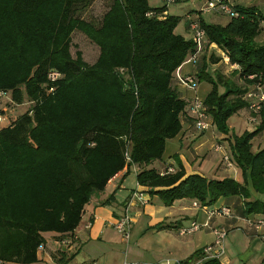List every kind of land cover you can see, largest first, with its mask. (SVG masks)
<instances>
[{
    "label": "trees",
    "instance_id": "obj_1",
    "mask_svg": "<svg viewBox=\"0 0 264 264\" xmlns=\"http://www.w3.org/2000/svg\"><path fill=\"white\" fill-rule=\"evenodd\" d=\"M96 1L0 0V92L10 93L15 105L30 104L0 129L1 263H36L45 234L60 241L73 234L92 198L132 166L139 168L138 185L166 207L190 200L211 209L220 199L239 198L240 218L264 216V201L253 198L264 196V148L253 151V141L264 133V104L255 131L237 135L229 125L239 111H249L248 92L264 87V41H258L264 15L233 5L238 16L225 26L190 19L205 32L204 47L216 45L243 83L211 75L205 54L199 56L193 77L211 86L205 109L229 140L242 172L239 183L188 175L178 155L172 174L161 175L166 164L151 167L183 131L190 101L181 97L175 75L197 45L176 34L182 18L165 15L166 2L153 8L149 0H113L99 21H90L83 13ZM76 32L99 48L94 64L81 52L72 55ZM52 72L60 74L55 81ZM199 258L203 249L189 261ZM65 259L63 254L56 262L69 264Z\"/></svg>",
    "mask_w": 264,
    "mask_h": 264
},
{
    "label": "crops",
    "instance_id": "obj_2",
    "mask_svg": "<svg viewBox=\"0 0 264 264\" xmlns=\"http://www.w3.org/2000/svg\"><path fill=\"white\" fill-rule=\"evenodd\" d=\"M154 1L155 4L152 3V0H149V4L153 8H161L165 5L164 0ZM208 1L176 0V3L167 6L165 15L182 18L176 29V34L183 36L185 39H192L193 31L190 28V19L192 18L201 17L208 23L223 26L230 22V17L226 15L206 12ZM229 2L240 8H255L264 15V0H229ZM177 4L184 6L185 15L175 12L173 6ZM88 20L95 21L91 18ZM205 49L206 47L203 46L200 55L206 54L207 51ZM208 50L212 52V55L216 54V57L220 59L216 64L217 68H221L223 64L229 65L232 71L237 68L227 62L225 54L216 45H211ZM187 66L190 67L187 68ZM180 70L182 75L193 77L196 74V65L186 63ZM201 84L197 83V92L200 90ZM240 84H242V81H240ZM177 88L178 90L183 88L187 92L192 93L191 90L184 88L182 85H177ZM181 97L187 102L192 99L190 96L183 97L181 95ZM242 112L249 113L248 109L239 111L235 115L236 122L239 119V115H243ZM188 118L189 116H185L182 120L183 131L181 135L171 141L176 140L180 145V151L176 152V155L179 156L187 174L205 176L204 173L202 174L199 171L202 164L198 157L202 153L201 143H203L205 136L209 132L197 131L194 123L189 121ZM205 133L206 135L203 138H199L200 135ZM211 133L214 134V131ZM221 138L227 137L222 135ZM224 144L231 151L226 146L228 144ZM219 156L222 162V157L220 154ZM167 163H175L174 157H164L162 162H155L151 167L160 170ZM138 171L139 168L132 166L111 179L105 191L94 196L85 207L81 224L76 231L66 236L63 241L58 240L60 236L57 234H45L46 244L44 249L38 254V261L34 264H58L56 258H60L63 254L67 256L65 260L69 259V264H88L93 261H102L101 263L104 264H165L168 261L171 264H185L197 251L213 243L214 234L212 228L216 227H224L229 231L225 243L226 254L220 260V264H264V242L248 232L242 220L224 217L209 218L206 212L195 208L190 200L178 201L173 206L166 207L157 196H150L148 190L138 185L136 178ZM221 172H226L227 176L219 177L218 173ZM133 176L136 178V183L135 185H130V180ZM212 177L214 179L233 178L237 182L243 183L241 170L238 167L233 170L227 169L223 162L218 165L215 175ZM137 192L143 194L144 200L148 199L147 204H144L138 198H133L134 193ZM253 198L264 201L263 195H253ZM243 205V200L239 198L220 199L211 208L230 207L234 216L240 217L238 207ZM126 211L132 219V226L138 224L143 217L147 221L143 228L136 231V235L141 234L136 249L115 228V224L125 215ZM131 211H135L133 217L131 216ZM194 221L200 224L208 222L211 228L202 229L193 235L180 236L179 229ZM160 223L171 224L172 228L164 231L153 229L154 226ZM123 249L125 250L123 251ZM188 263L202 264L203 261L199 258ZM0 264L14 263L0 262Z\"/></svg>",
    "mask_w": 264,
    "mask_h": 264
},
{
    "label": "built area",
    "instance_id": "obj_3",
    "mask_svg": "<svg viewBox=\"0 0 264 264\" xmlns=\"http://www.w3.org/2000/svg\"><path fill=\"white\" fill-rule=\"evenodd\" d=\"M167 4H173L174 0H164ZM233 5L228 2V0H209L206 5V12L216 13L221 15H226L228 17L238 16V14L232 8ZM190 28L193 31V41L197 45V53L193 56L187 63L196 64L198 61V57L202 52L204 42H205V32L200 28V24L197 20H192L190 24ZM227 62L229 63V59L226 57ZM121 73L124 72V69L120 70ZM60 74L56 72H52L50 74V79L55 81L58 79ZM176 80L177 83L184 86L185 88L191 90L194 95L190 100V105L188 108V116L193 120L194 126L199 132H208L214 126L212 118L206 112L204 100L201 99L197 94V82L192 76H184L181 74V70L178 69L176 72ZM261 86H257L252 89L246 95V99L249 103V111H250V122L258 123L260 113L262 111V107L264 104V91ZM6 94L0 92V129L7 127L10 125L12 121H14L17 117L11 115L13 111L9 109L6 105H3V99ZM11 103L13 101L11 100ZM7 104V103H6ZM15 105V104H14ZM214 151L219 153L222 157V162L225 164L227 169L233 170L237 167V164L233 158L232 152L227 149L223 144H217L214 147ZM176 170L175 163H167L164 169L161 171V175L172 174ZM142 193H134L133 198H138L144 202V204L148 203V199L143 198ZM193 206L197 209H200L206 212L209 218L213 217H224V218H235L237 220H242L244 223L245 229L252 233L254 236L259 238L262 242H264V216H249L246 218H240L234 216L232 213V209L230 207H217L211 208L201 207L198 203H193ZM131 225L132 219L130 218L128 212L126 211L125 215L119 219L117 224H115L116 230L123 235L126 240L130 239L131 235ZM211 228L210 223L200 224L196 221L191 222L186 227L182 228L179 231L180 236H188L193 235L202 229ZM214 234L213 243L207 245L203 249V258L202 261L207 259H215L220 261L226 254L225 243L228 236L229 231L224 227H216L212 228ZM44 249V246H41L39 252ZM88 264H104L99 261H93ZM165 264H171L169 261Z\"/></svg>",
    "mask_w": 264,
    "mask_h": 264
},
{
    "label": "rangeland",
    "instance_id": "obj_4",
    "mask_svg": "<svg viewBox=\"0 0 264 264\" xmlns=\"http://www.w3.org/2000/svg\"><path fill=\"white\" fill-rule=\"evenodd\" d=\"M113 0H97L89 9H87L84 13L83 16L86 19H93L95 21H99L101 19V17L103 16V14L109 9L111 3ZM152 3L155 4V1L152 0ZM173 8L175 9V12H177L178 14H182L185 15V10H184V6L182 4H177L174 5ZM259 42L264 41V33L258 38ZM72 55L75 57L77 52H81L83 59L89 63V64H94L98 57H99V48L93 44L92 42H90V40L85 37L83 34H81L80 32H76L73 35V42H72ZM207 52L205 54L206 59L205 61L207 62V67H208V72L211 75H215L217 73H220L225 79H230L233 80L237 85H241L240 84V80L238 79V77L233 76L232 70H230L229 65H221V68H217L216 64L213 63L214 59H218L216 57V54L212 55V52H210L207 49H205ZM190 66H187V68H189ZM229 71V72H228ZM227 72V73H226ZM185 76V75H184ZM201 84V83H200ZM243 84V83H242ZM180 85V84H178ZM185 88V87H184ZM211 90L210 86L205 83L202 82L201 84V88L200 90H198L197 94L198 96L203 99L206 97V95L208 94L207 92H209ZM264 91V87L262 89ZM180 92V94L183 97H188L190 96L191 98L193 97L194 93L192 92H187L185 89L180 88L178 90ZM221 91H223V89L221 88ZM3 105L4 106H8L9 109L11 111H13L11 113V115L14 114L15 117L20 116L21 114L25 113L29 107L30 104L28 102V100H25L24 103L22 105H14L11 103V94L7 93L5 98L3 99ZM7 103V104H6ZM242 116L239 115V119L236 122V117H232L229 120V125L231 126V131L234 132L237 135H241L246 131H255L256 128L259 127V125L261 124V119L259 118L258 123H252L250 122L249 118H250V113H243L242 112ZM241 116V117H240ZM234 127V128H233ZM214 131V134H212L211 132ZM209 133L206 135H200L199 138H203V136H205V139L203 141V143H201L202 145V153L201 155L198 157L201 160V169L199 170L202 174L204 173L205 176H207L208 178H213L212 176L215 175V170L218 167V165H221V158L219 156V154H217L214 151V146L217 144H223L227 143L229 148V140L227 138H221L223 134L219 133L217 131V129L215 127H213L210 131H208ZM225 136V135H223ZM220 137V138H219ZM177 141H168L167 144V148H166V152L164 157L165 158H169V156L175 157L176 156V152H179V147L180 145L177 143ZM254 148L253 151H257L260 149L264 148V133L258 135L254 141L253 144ZM239 168V167H238ZM220 169V168H219ZM240 169V168H239ZM220 174V175H219ZM219 177L222 176H227L226 172H221L218 173ZM136 183V178L135 176L132 177V179L130 180V185H135ZM131 216L133 217V215H135V211H131ZM146 218L143 217L140 219V222L138 224H136L135 226L131 225V235H130V239L127 240V242L135 247V249L137 248V244L141 238V234L136 235V231L139 230L140 228H143L146 224ZM129 245V246H130ZM123 247V246H122ZM125 249H123L124 251ZM130 256V255H129ZM102 262V261H101Z\"/></svg>",
    "mask_w": 264,
    "mask_h": 264
}]
</instances>
